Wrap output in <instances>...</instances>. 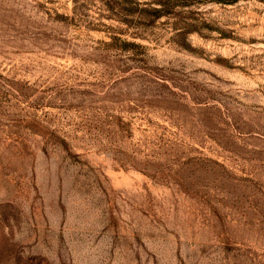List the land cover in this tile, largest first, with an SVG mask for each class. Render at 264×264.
<instances>
[{
  "label": "rangeland",
  "instance_id": "obj_1",
  "mask_svg": "<svg viewBox=\"0 0 264 264\" xmlns=\"http://www.w3.org/2000/svg\"><path fill=\"white\" fill-rule=\"evenodd\" d=\"M0 264H264V0H0Z\"/></svg>",
  "mask_w": 264,
  "mask_h": 264
}]
</instances>
